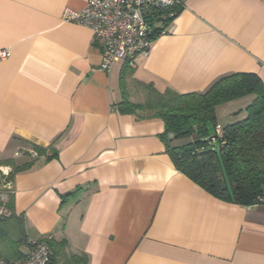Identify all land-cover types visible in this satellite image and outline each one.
Listing matches in <instances>:
<instances>
[{"label":"crops","instance_id":"crops-1","mask_svg":"<svg viewBox=\"0 0 264 264\" xmlns=\"http://www.w3.org/2000/svg\"><path fill=\"white\" fill-rule=\"evenodd\" d=\"M86 1L0 0V159L28 143L58 152L14 176L28 240L52 239V264H264V205L207 192L175 168L162 120L117 106L124 66L132 101L136 80L180 93L236 72L264 81V0H183L147 56L109 72L92 31L62 19Z\"/></svg>","mask_w":264,"mask_h":264},{"label":"trees","instance_id":"trees-1","mask_svg":"<svg viewBox=\"0 0 264 264\" xmlns=\"http://www.w3.org/2000/svg\"><path fill=\"white\" fill-rule=\"evenodd\" d=\"M182 9L183 6L176 5L162 10L160 14L165 17L161 20L165 26ZM127 68L124 66L120 74L122 99L117 104L118 109L138 119L163 121L165 129L161 137L175 168L221 200L243 206L261 204V197L264 196L263 79L256 73L236 72L219 78L205 91L188 93L171 88L159 91L152 83L136 80L135 89L143 95L141 101H132L126 86V77L131 72ZM245 96H253L246 107V117L222 125L223 136L216 144H211L210 137L219 124L218 106ZM170 133L174 135L172 139L168 137ZM180 137H191L192 141L174 145L173 140ZM28 147L21 149L24 155L21 161L0 159V167L11 168L7 175L0 170V183L12 185L15 174L30 169L38 156L44 155L46 160L58 157L52 145L43 147L28 143ZM29 149H34L37 156L32 157ZM6 193L7 199H0V256L16 264L28 256L29 252H24L22 247L33 245L28 240L24 218L14 211L13 188L6 189ZM43 240L50 245L49 264H52L55 259L53 241L48 238ZM86 260L84 255L74 254L70 258L76 264H86Z\"/></svg>","mask_w":264,"mask_h":264},{"label":"built area","instance_id":"built-area-1","mask_svg":"<svg viewBox=\"0 0 264 264\" xmlns=\"http://www.w3.org/2000/svg\"><path fill=\"white\" fill-rule=\"evenodd\" d=\"M176 5L184 7L182 0H87L82 9L66 7L62 19L88 27L92 31L93 43L101 49L100 69L109 72L116 63L126 62L135 65L137 56H147L154 39L167 33L170 28H160V12ZM8 50H0V59L7 57ZM223 136L222 125L217 124L215 134L210 137L211 144H216ZM32 157L37 156L34 149L28 150ZM22 151L16 153L20 156ZM4 174L9 171L0 167ZM11 189V183H8ZM7 193L0 194L2 200ZM264 205V196L261 197ZM33 247L28 256L16 264H49L51 248L47 241L30 240ZM0 264H13L0 256Z\"/></svg>","mask_w":264,"mask_h":264},{"label":"rangeland","instance_id":"rangeland-1","mask_svg":"<svg viewBox=\"0 0 264 264\" xmlns=\"http://www.w3.org/2000/svg\"><path fill=\"white\" fill-rule=\"evenodd\" d=\"M252 98L253 96H245L229 101L230 103H224L228 107V110L226 111L221 110V107H225H223L224 104L219 105L217 111L219 113L218 120L221 125H227L245 118L247 113L246 107L252 101ZM190 141H192L191 137H180L173 140V144L183 145ZM6 189H8V186H3V184H0V194L6 193ZM1 198L2 197H0V199Z\"/></svg>","mask_w":264,"mask_h":264},{"label":"water","instance_id":"water-1","mask_svg":"<svg viewBox=\"0 0 264 264\" xmlns=\"http://www.w3.org/2000/svg\"><path fill=\"white\" fill-rule=\"evenodd\" d=\"M173 136H174V135H173L172 133H170V134L168 135L169 139H172Z\"/></svg>","mask_w":264,"mask_h":264}]
</instances>
